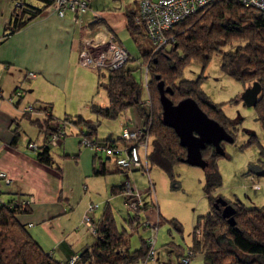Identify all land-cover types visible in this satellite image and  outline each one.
Segmentation results:
<instances>
[{"label": "trees", "instance_id": "16d2710c", "mask_svg": "<svg viewBox=\"0 0 264 264\" xmlns=\"http://www.w3.org/2000/svg\"><path fill=\"white\" fill-rule=\"evenodd\" d=\"M36 1L40 2L41 6L14 1L11 18L4 26L1 42L39 17L53 3V0ZM87 3L89 7V0ZM137 11L138 9L134 12L129 10L126 14V28L135 40L138 33H143L141 25L134 21ZM93 22L94 24L99 23V19L96 18ZM167 34L172 39L157 51L144 49L142 52L140 50L142 63L148 62L152 57L148 66L150 109L145 107L146 99L144 100L142 97L143 87L134 76L133 71L135 69L129 64L134 59H130L116 70H96L99 76L106 78L103 85L108 97V105L102 107L93 105L92 110L101 117L114 119L124 111L136 108L139 116L144 118L141 124L146 120L145 116L149 114L151 124L149 127L148 166L149 168L156 166L168 174L171 179H174L173 168L178 163H183L182 159L186 156V149L180 145L175 131L162 121L158 82L163 81L164 87L167 89L166 95L174 104L185 98L194 99L200 108L210 118L223 126L234 139V134L229 129V127L236 129L233 120L226 116L221 104L213 103L201 88L204 77L201 75L195 79L182 77L184 69L190 63H200L204 68L213 56H218L220 69L224 74L243 85L255 81L260 84L261 92L254 108L257 120L261 122L264 128V12L245 6L237 0H217L202 11L179 21ZM138 67H141L140 64ZM14 94L15 91L11 96ZM21 98L22 93L19 96H14L13 101H20ZM32 107L34 106L32 105ZM40 111H43L44 119L42 121L32 120V124L36 125L40 132L48 133L54 128L53 122L56 117L52 114L50 106H41ZM63 120L87 125V132L80 131L83 136L80 139V145H84L82 143L84 137L104 145L126 143L120 136L117 138L107 137L103 140L95 138L97 125L84 120L81 116H77L74 121L68 120L67 117ZM65 128L59 142L66 135ZM18 136L19 132L16 129L14 144ZM255 141L256 136L251 135L248 144ZM224 143L227 142L222 141L220 143L223 150ZM51 147L53 146L48 144V136H46L43 144H40L33 154L41 163L55 166L57 170H60L51 156ZM102 154L104 153L94 150L93 175L109 173L102 162L99 161L100 165L96 164V160H100ZM77 156L78 154L74 155L73 158H77ZM202 156L208 162L205 167L206 178L202 189L209 200L210 211L196 218L192 244L194 253L202 255L204 264H263L261 261L264 260V210L260 207L247 208L240 201L231 203L226 200L235 208L236 223L235 225L228 224L226 219L222 217L221 210L214 206L216 198L221 197L214 194L221 186L222 180L216 161L220 157H226L227 154L220 155L213 146H207L202 150ZM105 158L111 157L105 155ZM261 171H264V147L262 146L259 148L258 166L253 172L256 174V172ZM117 187L124 192V185ZM24 199L27 198L14 199L5 203L0 202V264H66L54 260L50 254L43 250L26 226L18 220V215L29 212L31 204L22 205L21 201ZM147 207L141 205L136 212L131 213L132 216L126 219L131 227L135 228V225L138 227L140 212ZM164 221L165 219L159 215L156 225L159 227ZM169 223L176 231L182 233L183 227L178 220L172 219ZM95 225L99 235L90 245L79 252L76 264L144 262L149 249L146 239H141L140 246L131 250L127 232L124 229H118L114 213L109 205L104 210L100 221ZM143 227L146 228L145 223ZM198 229L201 230L200 236L196 233ZM222 236L226 238V246H223ZM176 255L178 256L177 253ZM251 257L254 260L248 261V258ZM259 258H262L260 262L258 261Z\"/></svg>", "mask_w": 264, "mask_h": 264}, {"label": "crops", "instance_id": "0c3cea01", "mask_svg": "<svg viewBox=\"0 0 264 264\" xmlns=\"http://www.w3.org/2000/svg\"><path fill=\"white\" fill-rule=\"evenodd\" d=\"M14 1L0 0V170L6 172L10 179L9 184L0 182V202L32 197L33 202L29 212L18 215V220L26 226L43 250H46L54 260L66 263L72 257L78 256L84 247L97 238L81 222V215L87 202H92L91 200L94 199L99 202L98 208L92 213V219L96 224L108 205L112 211L114 210L115 198L122 197L125 204L126 195L117 186L120 187L126 181H130L137 187L133 174L143 171L126 172L119 169L111 158L100 157V160H96V164L100 165L102 162L109 173L93 175L94 158L90 164L86 158L85 169L82 164H79L80 154L78 159L73 158L72 161L63 160L58 154L56 156L58 158H54L51 152L60 170H57L55 166L41 163L33 154L34 152L30 154L27 151L30 150L27 148V143L35 137L39 145L43 144L46 132H40L39 128L32 124V120L42 121L44 113L40 111V107L50 106L53 112V105L38 102L33 105L35 111L29 115H24V108L38 88L47 90V96L53 97L56 104L62 97L61 91L66 89L70 75L78 79L85 78L86 68L78 63L80 44L84 39L99 33L114 36L116 41L123 45L119 35L127 31L136 42L126 28V14L129 10L134 12L138 9L139 0L132 7L126 6L124 11L112 9L101 0H89L88 10L81 17L80 23L72 19L71 13L67 12L64 16H59L52 7H49L39 17L1 42L4 26L11 18ZM16 1L41 6V3L36 0ZM92 4L95 7H92ZM99 5L103 7L98 8ZM96 18L99 19V23L94 24L93 21ZM28 72L33 73L34 78H24L25 73ZM17 88L22 90V98L16 102L9 100ZM41 96V99H44L43 96L46 95L42 93ZM143 120L144 118L139 116L136 110V118L131 120L130 125L124 124L122 129L132 128L141 124ZM16 129L19 136L14 144ZM58 146L64 150L65 137ZM71 162L75 163L72 168ZM70 168L75 171L72 170V175H69ZM147 175L149 176V172ZM86 183H89V186ZM80 186L83 187L80 188ZM150 188L153 191V187L150 186ZM100 204L102 207L99 210ZM159 215L160 213H157V220ZM36 225L46 231L47 238L36 230ZM147 228L151 231L150 226H146L145 229ZM175 247H172V251L178 256L176 255L175 260L170 258L165 264H177L180 256L189 246L185 249ZM166 251L165 253H171L170 250L166 249ZM163 262L160 251L156 250L153 259L146 264H163Z\"/></svg>", "mask_w": 264, "mask_h": 264}, {"label": "rangeland", "instance_id": "374dc122", "mask_svg": "<svg viewBox=\"0 0 264 264\" xmlns=\"http://www.w3.org/2000/svg\"><path fill=\"white\" fill-rule=\"evenodd\" d=\"M101 1L107 3L106 5H110L112 9L115 8L119 11H124L126 6L132 7L137 2V0ZM93 3L96 6L95 2ZM95 6L92 4V7ZM97 7L102 8L103 6L99 5ZM136 36L137 39L135 42L127 31L119 35L124 47L131 55L137 58L129 64L135 69L133 73L136 80L142 84V97L144 99L147 98L148 95L142 80L143 70L141 67H138L139 64L143 62L140 50L142 52L144 49L150 51L154 49V46L151 40L145 35L144 31L143 33H138ZM219 63L220 58L218 56H213L211 61L204 68L200 63L192 62L184 69L182 76L186 79H195L199 75L203 76L201 88L213 103L221 104L224 113L233 120L236 128L234 130L232 127H229L234 134V141L232 143H224V151L227 156L220 157L216 161L222 180L221 186L214 195H219L231 203L240 201L247 208L260 207L264 210V175H256L255 172H253L258 166L259 148L260 146L264 147V128L261 122L257 120L255 108L246 106L241 99V94L244 89L251 86L253 82L243 85L241 82L234 80L221 71ZM85 68V78L83 79H78L75 78L74 75H70L66 89L61 91L62 97L58 99L59 103L56 102L55 104V100L52 99L53 97L47 96V90L38 88V90L32 94V97H30L27 105H36L38 102L50 103L53 105L54 110L52 114L56 118L63 119L67 117L68 120L74 121L77 116H81L84 120L91 121L97 125L95 138L97 137L103 140L109 135L117 138L120 136L122 126L124 124L130 125L132 123L131 120L136 118V108L126 110L114 119L101 117L94 113L92 110L93 105L100 107L108 105V97L105 86L103 85L106 82V78L99 76L96 70ZM24 78L30 79L31 77ZM42 93L46 95L43 96L44 99H41ZM176 99L177 97L175 100ZM145 107L148 109L146 102ZM34 111L35 108H33L32 112ZM25 113L31 114V112ZM22 120H24V118H22ZM29 124L31 123L29 122ZM20 128L22 129L21 124ZM81 130L84 133L87 132L88 127L85 123L75 124L74 122L68 121L65 128L67 134L65 135L66 146L64 150L56 145L51 147V152L54 154V158H58L56 157L58 154L63 160L72 161L74 155L80 154L81 162L79 164H82L86 169V158L87 162H89L88 164H90L94 150L89 146L80 145V139L83 137L80 134ZM51 131L52 130H49L48 132ZM47 135L46 132L45 136ZM251 135L256 136V141L252 144H248ZM32 140L35 141V137ZM27 151L31 154V150ZM64 153H69V155L66 156L67 154ZM102 156V158H105L104 154H102ZM78 158L77 156V159ZM70 165L72 168L75 163L71 162ZM71 168L69 169V175H72L74 171ZM205 169L206 168L191 166L186 163H178L173 168L174 179H171L168 174L156 166H150L148 171L149 176L145 171L133 174V180L137 184L136 188L141 192V200L144 205H148L147 208L140 212V224L138 227L135 225V228H133L126 221V219L132 215L128 207L124 204L122 197L118 196L113 201V213L117 227L119 230H126L131 250L140 246L141 239L147 240L151 235V231L148 228L145 229L143 224L147 221L151 224H155L157 222V213H160L161 217L165 219L157 229L155 246L156 250L160 251L163 257V264L167 263L170 258V260L176 259L175 252L172 251L173 246H176L175 248L178 249H185L187 246L193 244V227L195 226L196 218L210 211L209 200L202 189L206 178ZM254 184H259V187L254 188ZM87 185L89 186V183ZM150 186L153 187V191ZM82 187L83 186H80V188ZM149 189H151V191ZM91 201L99 204L98 200L94 199ZM88 203L89 202H87L86 206ZM149 205L153 206L150 207ZM86 206L84 209H86ZM101 207L100 204L99 210ZM84 212L85 210L82 212V218ZM172 219H176L182 224V233H179L170 225L169 221ZM36 226V230L41 233L44 238H47L46 231L39 228V225ZM95 235L98 237L99 233L96 231ZM197 235H201V230ZM221 239L224 242L223 246H226V238L222 236ZM164 248L170 250L171 253H165L166 249ZM252 259L253 257L248 258V261ZM261 260L262 258H259L258 261L260 262ZM261 262L264 264V260ZM131 264H144V262L139 261ZM191 264H204L202 255L199 253L195 254Z\"/></svg>", "mask_w": 264, "mask_h": 264}, {"label": "built area", "instance_id": "2783aa9c", "mask_svg": "<svg viewBox=\"0 0 264 264\" xmlns=\"http://www.w3.org/2000/svg\"><path fill=\"white\" fill-rule=\"evenodd\" d=\"M217 0H139L138 11L134 16L136 24L141 25L145 35L151 40L154 49L153 52L160 49L162 46L169 43L172 39L167 33L179 21L186 17L200 12L210 4ZM241 4L259 9L264 12V0H237ZM51 7L59 16H64L65 13H71L72 19L80 23L81 16L88 10L87 0H53ZM152 57H150L149 61ZM130 59H136L130 52L123 46L116 42L114 36H106L102 34H95L93 37L84 39L80 44L78 63L79 65L94 70H116L122 67ZM149 61L140 63L143 70V82L147 90V98L145 102L148 108L151 107V100L148 94V66ZM25 77H34L33 73L28 72ZM22 90L17 88L14 96L21 95ZM14 96H10L9 100L13 101ZM32 105H27L24 112H32ZM150 115L145 116L143 124H138L132 128H123L120 138L125 141V144L112 143L102 144L95 140L83 138L82 143L85 146L93 148L96 152H103L105 155L110 156L118 168L126 171L133 172L136 170L145 171L148 174L149 166L147 156L150 150V136H149V121ZM148 119V120H147ZM54 128L48 132V144L51 146L58 145L60 137L64 134L63 128L67 124V120L55 119ZM39 144L36 141H29L27 148L31 152H36ZM9 184L10 179L6 172L0 170V182ZM254 188H258L259 184H254ZM124 194L126 195L125 204L131 213L143 205L140 197V191L136 186L126 181L124 184ZM33 198L29 197L21 201L22 205H30ZM98 208L97 203L89 202L85 212L83 213L82 222L92 232L96 234V225L92 219V213ZM146 226H150L151 235L146 240L149 247L144 264L153 259L156 251V233L158 226L145 222ZM200 230H196L199 234ZM195 257L193 246H189L185 252L180 256L177 264H191L192 259ZM77 256L72 257L66 264H76Z\"/></svg>", "mask_w": 264, "mask_h": 264}, {"label": "water", "instance_id": "95a60500", "mask_svg": "<svg viewBox=\"0 0 264 264\" xmlns=\"http://www.w3.org/2000/svg\"><path fill=\"white\" fill-rule=\"evenodd\" d=\"M159 99L162 105V121L171 127L179 138L180 145L186 149L183 163L191 166L205 168L208 162L202 156V150L207 146H213L215 151L224 155L220 143L222 141L232 143L233 137L216 120L210 118L192 98H185L176 104L166 95L163 81L157 84ZM261 86L253 82L244 89L241 99L248 107H254L258 102ZM256 175H264V171L256 172ZM214 206L221 209V215L230 225H235V208L221 197L216 198Z\"/></svg>", "mask_w": 264, "mask_h": 264}, {"label": "flooded vegetation", "instance_id": "af4514ba", "mask_svg": "<svg viewBox=\"0 0 264 264\" xmlns=\"http://www.w3.org/2000/svg\"><path fill=\"white\" fill-rule=\"evenodd\" d=\"M223 142H224V141H223ZM227 203H228V202H227ZM229 204H230V203H229ZM220 208L222 209V206H220ZM221 209H220V210H221Z\"/></svg>", "mask_w": 264, "mask_h": 264}]
</instances>
